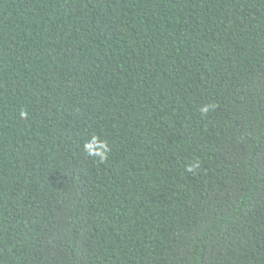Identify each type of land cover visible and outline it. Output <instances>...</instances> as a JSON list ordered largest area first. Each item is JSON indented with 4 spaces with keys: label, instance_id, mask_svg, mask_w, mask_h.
<instances>
[{
    "label": "trees",
    "instance_id": "trees-1",
    "mask_svg": "<svg viewBox=\"0 0 264 264\" xmlns=\"http://www.w3.org/2000/svg\"><path fill=\"white\" fill-rule=\"evenodd\" d=\"M0 264H264V0H0Z\"/></svg>",
    "mask_w": 264,
    "mask_h": 264
},
{
    "label": "clouds",
    "instance_id": "clouds-1",
    "mask_svg": "<svg viewBox=\"0 0 264 264\" xmlns=\"http://www.w3.org/2000/svg\"><path fill=\"white\" fill-rule=\"evenodd\" d=\"M209 105H203L201 107V111L203 114H207L208 111L210 110ZM85 150L88 155L93 156V157H100L104 158L106 156V150H107V144L106 142L100 140L99 137H94L86 146ZM197 164H190L188 166V170L191 171L195 167H197Z\"/></svg>",
    "mask_w": 264,
    "mask_h": 264
}]
</instances>
